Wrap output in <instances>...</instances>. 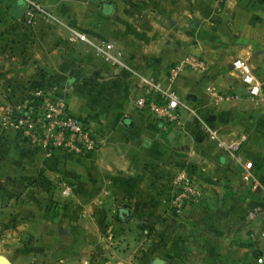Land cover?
<instances>
[{"label":"crops","instance_id":"0c3cea01","mask_svg":"<svg viewBox=\"0 0 264 264\" xmlns=\"http://www.w3.org/2000/svg\"><path fill=\"white\" fill-rule=\"evenodd\" d=\"M14 2L0 0V108L29 105L41 76L101 144L45 156L0 126V264H264V99H250L233 69L245 61L264 90V0H40L54 19L31 26L10 16ZM72 30L113 42L131 71L104 62ZM187 55L201 66L170 86L195 115L167 124L137 109L140 77L165 81ZM211 87L229 98L215 102ZM207 127L241 142V162ZM180 169L203 194L173 215ZM256 207L263 212L248 218ZM120 208L130 212L122 221Z\"/></svg>","mask_w":264,"mask_h":264},{"label":"built area","instance_id":"2783aa9c","mask_svg":"<svg viewBox=\"0 0 264 264\" xmlns=\"http://www.w3.org/2000/svg\"><path fill=\"white\" fill-rule=\"evenodd\" d=\"M22 1L26 3V9L22 17L16 19L21 24L31 26L38 20L50 22L54 19L53 14L40 0ZM213 1L217 6H221L226 0ZM72 34L90 46L95 55L104 62L131 71L123 61L122 50L113 42L89 38L86 34L76 30H72ZM200 66L199 59L187 55L166 68L165 81L157 76H139L141 82L134 98V105L137 109L148 110L156 119L167 124L177 122L181 112L185 110L189 114L195 115L193 109L187 106L171 88L170 82L181 72ZM233 69L240 74L250 99H264L262 84L245 61L234 60ZM209 92L215 102L229 98L228 94L220 93L215 87H211ZM26 95V103L33 105L34 108L31 106L27 109L24 108L25 106L0 108V126L19 132L28 143L41 148L45 156H50L56 150L73 156L84 155L96 150L101 144L98 133L89 127L86 118L74 115L69 111L63 93H54L39 88L32 89L29 85ZM206 129L208 137L215 141L219 149L226 151L235 161L241 162L240 141H225L218 136L216 129L209 127ZM244 169L243 179L248 180L251 178V174L247 168ZM171 183L172 191L167 206L172 213L181 212L187 202L196 201L201 196V189L186 169L178 170L172 177ZM63 190L66 194L70 189L66 186ZM262 212L261 208L256 207L247 211V217L255 218ZM261 234L264 236V228ZM108 237L110 238L111 235L108 234ZM257 262L261 263L262 258H257Z\"/></svg>","mask_w":264,"mask_h":264},{"label":"water","instance_id":"95a60500","mask_svg":"<svg viewBox=\"0 0 264 264\" xmlns=\"http://www.w3.org/2000/svg\"><path fill=\"white\" fill-rule=\"evenodd\" d=\"M26 9V3L22 0H16L9 9V14L15 19H20ZM130 215V212L125 208H120L117 212L119 220H124ZM154 264H162V260L154 259ZM1 264H8L5 258H1Z\"/></svg>","mask_w":264,"mask_h":264},{"label":"rangeland","instance_id":"374dc122","mask_svg":"<svg viewBox=\"0 0 264 264\" xmlns=\"http://www.w3.org/2000/svg\"><path fill=\"white\" fill-rule=\"evenodd\" d=\"M47 91H49V90H47ZM36 100H38V98H36ZM36 100H35V101H36ZM33 103H34V102H33ZM29 106H31L32 108H34L33 105H25L24 108L27 109V108H29ZM193 179H194V178H193ZM194 180H195V179H194ZM199 188L201 189V187H199ZM202 191H203V190L201 189V196H200L199 199H197L196 201H190V202H187V203L185 204V206H186L187 204L191 203V202H197V201H199V200L201 199V197H202V194H203ZM185 206H184V207H185ZM183 209H184V208H183ZM168 210H169V212H170L171 214H173V215H179V214H182V211L179 212V213H172L171 210H170L169 208H168ZM1 230H2V229H1V227H0V233H1ZM28 245H30L32 249H36V248H35V245H34L33 243H29ZM37 248H40V247H37ZM38 253H39V256L42 255V256H40L42 259H43L44 256H45V257H46V256H49V253H48L47 251H45L44 249H43V250L38 249ZM41 258H37V260H36L37 263H39L38 260L41 259ZM34 264H36V262H35Z\"/></svg>","mask_w":264,"mask_h":264},{"label":"trees","instance_id":"16d2710c","mask_svg":"<svg viewBox=\"0 0 264 264\" xmlns=\"http://www.w3.org/2000/svg\"><path fill=\"white\" fill-rule=\"evenodd\" d=\"M30 87L33 88H39V89H44V80L40 76L39 79L34 80L33 82L30 83Z\"/></svg>","mask_w":264,"mask_h":264}]
</instances>
